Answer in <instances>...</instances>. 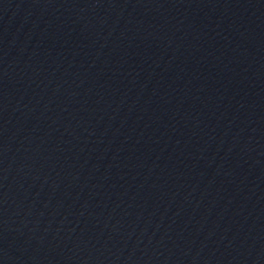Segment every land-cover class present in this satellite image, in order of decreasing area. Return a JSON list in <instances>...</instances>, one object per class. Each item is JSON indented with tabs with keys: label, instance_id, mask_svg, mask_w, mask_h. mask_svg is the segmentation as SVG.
I'll return each instance as SVG.
<instances>
[{
	"label": "water",
	"instance_id": "obj_1",
	"mask_svg": "<svg viewBox=\"0 0 264 264\" xmlns=\"http://www.w3.org/2000/svg\"><path fill=\"white\" fill-rule=\"evenodd\" d=\"M0 264H264V0H0Z\"/></svg>",
	"mask_w": 264,
	"mask_h": 264
}]
</instances>
